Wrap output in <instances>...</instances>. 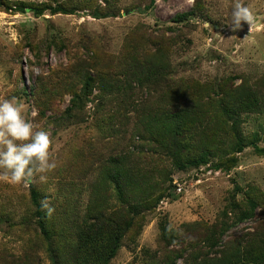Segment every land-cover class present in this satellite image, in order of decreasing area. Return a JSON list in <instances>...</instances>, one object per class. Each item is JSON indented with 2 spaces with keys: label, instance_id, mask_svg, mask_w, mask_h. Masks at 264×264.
<instances>
[{
  "label": "rangeland",
  "instance_id": "rangeland-1",
  "mask_svg": "<svg viewBox=\"0 0 264 264\" xmlns=\"http://www.w3.org/2000/svg\"><path fill=\"white\" fill-rule=\"evenodd\" d=\"M1 1L46 9L38 17L0 9V97L23 100L26 117L49 133L57 167L32 186L50 235H68L57 244L64 264L94 204L134 222L109 264H195L264 235V0H239L257 23L242 22L237 32L225 24L237 0ZM130 56L162 74L126 72ZM82 76L96 84L83 88ZM246 93L248 106L214 117L209 104ZM75 95L81 109L72 106ZM173 105L209 112L207 128L181 142L215 133L211 150L206 142L182 158L184 169L161 145L170 130L162 114ZM203 155L204 163L187 165ZM246 196L257 201L252 212ZM45 197L51 215L41 207ZM35 214L29 187L0 181V264H58L37 235Z\"/></svg>",
  "mask_w": 264,
  "mask_h": 264
},
{
  "label": "trees",
  "instance_id": "trees-1",
  "mask_svg": "<svg viewBox=\"0 0 264 264\" xmlns=\"http://www.w3.org/2000/svg\"><path fill=\"white\" fill-rule=\"evenodd\" d=\"M0 9L11 14H24L30 12L36 17L42 15L46 10L27 7L25 5L8 7L2 3L1 0ZM47 10H50V13L53 15L66 14V11H60L56 8H49ZM94 16L97 18H105V15ZM190 16H192L191 13L177 16L175 19L176 22L181 23ZM130 59L131 60L129 61L126 72L129 71L132 66H135L141 71V73L145 74L146 79H156V77H160L162 74L160 71H157L159 67L155 68L153 63L146 62L145 64L140 65L138 64V61L135 57L130 56ZM161 69L164 70V67ZM82 79L84 82L83 88L84 86L85 88H89L91 84H96L95 79L93 80L89 76H86V78L82 76ZM101 80L102 83L107 84L109 87L112 86V84L107 83L110 81L109 77L103 76ZM251 96L252 93L232 96L223 95L222 101L224 102L219 101V103L209 104V106L213 109L212 112H214V117L216 112L219 114L220 117L217 118L218 120L219 118L228 117L234 113H237L243 104L248 106L251 102ZM71 103L73 107L79 109H81L83 105L79 97L76 95L72 97ZM170 108L175 111L173 113H168L170 111H167L163 112L162 114L164 119L169 121L170 130L168 131V134L165 136L163 135L161 139V145L166 150V153L169 158H171L173 164L184 169L186 164L182 163V158L188 157L194 153L191 152V149H197L199 151L204 147L206 142L208 143V147L206 149L209 148V150H211L212 144L214 145L215 141V133L213 131L210 134H206L205 131L202 130L201 133L205 136V142L200 141L196 145H193L190 142L184 144L181 142V139L185 137V134L192 133L193 130L198 128H205V126L207 128V125L210 123L207 119L209 112H199L200 108L195 109L192 107L181 109L179 105H176L175 108L173 105V107ZM153 121L154 118L152 117L151 121L148 122V126H151ZM195 124L197 126H195ZM190 138L193 140L192 136H190ZM204 152L206 154V158L209 157V154L206 151ZM121 163V161H117L116 164L121 165ZM202 163H204V155L200 156L197 161L187 163V165L194 167ZM123 177V171L118 170L116 175V189L119 199H122L124 196ZM29 198L31 204L36 208L35 216L38 218V227L40 228V232L37 233L38 237L50 246L49 251H53L51 253L53 256L50 258L51 261L53 262L55 259L58 264H64L63 258L58 252L57 244L65 241L68 235L64 236L62 234L59 238L57 235H55V233L50 235L49 231L47 230V226L45 227L46 217L40 211V205L38 203L39 194L32 185L29 187ZM256 204L257 201L255 199L246 196V206L249 208L250 212L256 208ZM90 208V221L88 223L85 222L75 233V242L74 244L72 243L70 247L72 254L69 264H109V262L115 257L117 251L119 250L124 236L129 230L132 229L134 225V222L130 219L126 221L122 217L116 216V214H107L105 211H103L105 209H103L101 206H98V204H94V206H91ZM134 214L137 215L136 212H134ZM245 219H247V215H243L242 213L240 221ZM52 244L54 247H52ZM195 264H264V235L258 237L254 242H249L244 249H239V247L225 249L224 251L222 250V252L217 256H205L198 258Z\"/></svg>",
  "mask_w": 264,
  "mask_h": 264
},
{
  "label": "clouds",
  "instance_id": "clouds-1",
  "mask_svg": "<svg viewBox=\"0 0 264 264\" xmlns=\"http://www.w3.org/2000/svg\"><path fill=\"white\" fill-rule=\"evenodd\" d=\"M242 22L251 27L257 23V15L237 0L225 24L237 32ZM26 110V103L19 98L0 97V181L30 187L37 176L41 183L47 182V173L57 164L50 159L49 133L29 120ZM41 207L48 215L55 211L47 197Z\"/></svg>",
  "mask_w": 264,
  "mask_h": 264
}]
</instances>
